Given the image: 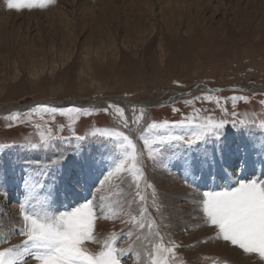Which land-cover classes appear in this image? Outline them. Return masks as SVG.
<instances>
[{"label": "rangeland", "instance_id": "obj_1", "mask_svg": "<svg viewBox=\"0 0 264 264\" xmlns=\"http://www.w3.org/2000/svg\"><path fill=\"white\" fill-rule=\"evenodd\" d=\"M233 96L248 99L237 100L234 108ZM41 100L51 103L13 110ZM261 101L264 0H54L43 8L19 11L0 0V106H9L0 108V145H4L0 147V251L24 240L19 234L24 178L62 156L58 165L46 168L39 177L44 185L41 195H49L56 211L70 210L86 199L99 203L101 196L105 203L117 199L130 203L138 220L139 208L147 209L154 223L151 230L119 219L96 222L94 233L101 242L116 232L115 247L128 250L121 264H151L149 253L167 264H264L258 256L214 239L215 229L204 223L197 203L202 191L213 186V178L197 173V187L185 184L178 157L189 153L169 149L165 166L148 158L139 139L153 121L225 119L219 138L198 142L200 147L209 153L215 149L217 164L232 165L236 177L264 179V131L239 124L240 119L254 123L264 119ZM41 106L58 111L47 113ZM70 108L82 111L68 112ZM124 120L128 128L122 127ZM98 128L123 131L138 141L146 178L139 190L130 173L124 174L126 183L117 182L112 191L100 184L112 162L115 142L89 135ZM131 129L138 132L136 138ZM49 131L53 138L45 147L39 134ZM172 131L183 134L185 129ZM31 143L40 146L32 148ZM245 144L250 145L247 164L242 159ZM85 161L94 162L95 181L89 180L86 189L76 183L78 167ZM215 187L223 183L217 180ZM121 219L129 217L121 214ZM156 245L178 247L171 253L156 252ZM85 247L96 252L101 245ZM225 248L236 254H225Z\"/></svg>", "mask_w": 264, "mask_h": 264}, {"label": "snow or ice", "instance_id": "obj_2", "mask_svg": "<svg viewBox=\"0 0 264 264\" xmlns=\"http://www.w3.org/2000/svg\"><path fill=\"white\" fill-rule=\"evenodd\" d=\"M54 0H6L9 9L17 11L23 8H43ZM210 101V97H207ZM245 96H233L231 100L235 108L237 100L247 101ZM187 103H192L188 101ZM264 104V101H261ZM219 104V99H217ZM44 112L56 113L58 109L41 106ZM80 108H70L68 112L80 113ZM176 111V109H173ZM227 114V109H222ZM117 113L123 116V110L117 108ZM63 115L64 113L61 112ZM233 116L236 112L233 111ZM15 117H13L14 119ZM139 123V121H134ZM225 119L216 120L211 116L200 118H188L169 124L168 121L148 123L143 129L139 139L143 141V148L147 150L148 158L154 162L165 164V156L169 149H184L189 155H181L178 159L182 165L185 184L191 183L192 187H197V173L203 178L205 173L213 178V186L202 191V199L197 203L202 211L204 223L215 229L214 239H222L225 242L243 250L245 254L256 255L260 261L264 262V179H245L236 177L232 171V165L227 168L217 164L216 150L209 153L206 148H201L198 142L207 143L210 137L217 139L221 135L220 130L224 128ZM241 127L255 126L264 131V119L259 123L250 122L247 119H240ZM233 126L235 122H233ZM63 127V126H61ZM123 128H128L127 120L123 121ZM185 129L183 134H177L172 129ZM89 135L108 142H115L112 149V162L101 185H106L108 191L117 182L124 184L127 181L125 173H130L135 187L139 190L141 180H146L144 172L141 170L140 156L137 144L129 135L123 131L109 129H95ZM52 133L41 132L40 142L47 147L52 139ZM86 137L80 136L78 139L84 140ZM38 144L31 143L32 148H37ZM4 147V145H0ZM249 144L243 146L245 155L242 157L247 164L249 154ZM238 147V151H239ZM264 150V145H262ZM221 161H223V148L219 149ZM175 155V154H173ZM62 159V156L59 158ZM59 159L52 160L50 165H43L35 175L29 174L24 178L23 196L19 202V215L22 223L19 234L25 239L22 244L0 251V264H27L31 259L35 264H121V258L128 254L126 249H117L115 243L118 240L116 232L109 234L103 242L94 233L98 220H120L121 223H131L134 227L143 230L146 226L153 229L154 223L147 216V209L140 207L137 215H132L131 204L117 199L105 203V197L99 198V203L92 199H86L78 206L71 207L70 210L56 211L49 195H41L44 185L39 177L46 174L45 169L59 164ZM167 159H171L168 157ZM264 163V162H262ZM114 165V166H113ZM165 166H167L165 164ZM94 172V162L85 161L78 167L76 183L81 188L86 189L89 180H92ZM264 175V173H262ZM191 178V181L189 180ZM223 183V187L217 189L216 181ZM94 183L95 181L92 180ZM147 187H153L147 184ZM137 196L141 201L144 196ZM155 189H153V201H156ZM135 203V201H132ZM127 204V208H125ZM121 214L129 217L128 220L121 219ZM149 221L147 225L144 221ZM132 231L127 235L132 236ZM158 235V233H156ZM139 235L137 239H139ZM147 238V237H145ZM88 243L100 244V250L90 251L85 247ZM174 247L162 248L156 245L154 251H167L171 253ZM131 248V246H129ZM151 264H167L157 256L149 253Z\"/></svg>", "mask_w": 264, "mask_h": 264}, {"label": "bare ground", "instance_id": "obj_3", "mask_svg": "<svg viewBox=\"0 0 264 264\" xmlns=\"http://www.w3.org/2000/svg\"><path fill=\"white\" fill-rule=\"evenodd\" d=\"M154 1H156V0H154ZM170 1V0H169ZM160 2V1H159ZM158 3V2H157ZM156 3V4H157ZM169 3V2H168ZM163 4V3H162ZM161 4V5H162ZM169 5V4H168ZM160 6V5H159ZM85 7L86 8H88L89 7V3H87L86 5H85ZM77 8V7H76ZM51 14V13H50ZM53 17V16H52ZM48 18V17H47ZM124 102L127 104V105H132V104H129L130 102L129 101H127V100H124ZM129 102V103H128ZM3 107H5V108H8L9 109V106H7V105H4V106H0V108H3ZM130 133H131V135L134 137V138H136V136H137V133L138 132H136V131H134L133 129H131L130 130ZM258 164H256V166H257ZM258 169L259 170H261V169H263V165H259L258 166ZM19 187V186H18ZM13 222V224H14V221H12ZM4 224H7V226L10 224V222L9 221H4ZM13 226H16V225H13ZM25 239V238H24ZM23 241V240H22ZM224 252H225V254L226 253H228V254H236V251L234 250V249H231V248H225L224 249ZM228 256V255H227ZM27 259V264H35V262L34 261H32V260H30V259H28V258H26Z\"/></svg>", "mask_w": 264, "mask_h": 264}, {"label": "water", "instance_id": "obj_4", "mask_svg": "<svg viewBox=\"0 0 264 264\" xmlns=\"http://www.w3.org/2000/svg\"><path fill=\"white\" fill-rule=\"evenodd\" d=\"M204 88L208 89V87H204ZM116 99H119V100L124 101L126 98H124V97H117ZM111 100H112V99H107V100H105V101L108 102V101H111ZM126 100H127V99H126ZM74 102H75V101H74ZM129 102H130V101H129ZM129 102H128V103H129ZM38 103H51V101L43 102V100H41V101H37V102L30 103L28 106H24V107L17 106V107H15V108H13V110H22V109H26V108H28V107H30V106H33V105H35V104H38ZM129 104L135 105L134 103H129ZM134 142L137 144L138 152H140L138 141L134 140Z\"/></svg>", "mask_w": 264, "mask_h": 264}]
</instances>
